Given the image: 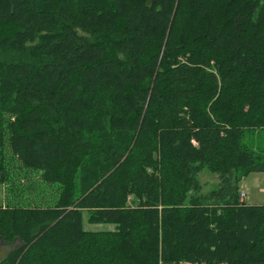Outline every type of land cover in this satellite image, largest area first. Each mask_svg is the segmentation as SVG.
Wrapping results in <instances>:
<instances>
[{
	"label": "trees",
	"instance_id": "1",
	"mask_svg": "<svg viewBox=\"0 0 264 264\" xmlns=\"http://www.w3.org/2000/svg\"><path fill=\"white\" fill-rule=\"evenodd\" d=\"M262 130L264 0H0V264H264Z\"/></svg>",
	"mask_w": 264,
	"mask_h": 264
},
{
	"label": "rangeland",
	"instance_id": "2",
	"mask_svg": "<svg viewBox=\"0 0 264 264\" xmlns=\"http://www.w3.org/2000/svg\"><path fill=\"white\" fill-rule=\"evenodd\" d=\"M242 143H244L248 146H252V145L257 146L258 148H260L264 151V130H262L258 135H254L251 132L250 133L247 132L242 139ZM263 154H264V152H263ZM15 171L16 170L12 171L11 174L15 175L16 174ZM217 176L218 175L216 173H212L206 169H204L203 171H201L199 173L198 178H199V180L203 186V192L209 191V190L217 187V185H218ZM255 177H260V182L257 184L254 182V185H252V181ZM261 185H264V172H260V174L256 173V174L250 175L248 177H244L240 180L239 188H244V190L247 193V197L245 198V202L251 201L252 196H255L257 194L256 190H258V188L261 189ZM34 186H35V184H34ZM39 190L40 189H38V191ZM259 191H264V190H259ZM33 193H31L32 196L34 195ZM6 195H7L6 188L1 186L0 187V202L4 201ZM42 195H45L47 197V201L44 204L45 205H51L53 203V201L55 200L56 195H57L56 184L47 185L43 189ZM21 204L25 205L26 202L23 201ZM83 226H84V229L91 230V231L107 230V229H113L114 228L113 224H102V223L92 224V223H89V222H87L85 215H84ZM162 264H172V263L163 262ZM181 264H191V263H181Z\"/></svg>",
	"mask_w": 264,
	"mask_h": 264
},
{
	"label": "crops",
	"instance_id": "3",
	"mask_svg": "<svg viewBox=\"0 0 264 264\" xmlns=\"http://www.w3.org/2000/svg\"><path fill=\"white\" fill-rule=\"evenodd\" d=\"M253 174H256V173H250L248 176L253 175ZM254 182L256 184L259 183L260 182V177H255L253 179V181H252V185H254ZM259 190H264V185H261V189L258 188V190H256L257 194L255 196H252L251 201H249L247 203H249V204L264 203V195H263L264 191H259ZM246 197H247V193H246ZM9 248H10L9 245L0 242V260L6 255V253H7Z\"/></svg>",
	"mask_w": 264,
	"mask_h": 264
},
{
	"label": "built area",
	"instance_id": "4",
	"mask_svg": "<svg viewBox=\"0 0 264 264\" xmlns=\"http://www.w3.org/2000/svg\"><path fill=\"white\" fill-rule=\"evenodd\" d=\"M238 194H239V200L240 201H245L246 191L244 190V188H239Z\"/></svg>",
	"mask_w": 264,
	"mask_h": 264
}]
</instances>
